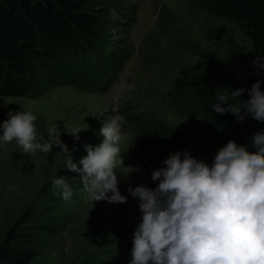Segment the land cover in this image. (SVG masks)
<instances>
[{"label": "rangeland", "instance_id": "1", "mask_svg": "<svg viewBox=\"0 0 264 264\" xmlns=\"http://www.w3.org/2000/svg\"><path fill=\"white\" fill-rule=\"evenodd\" d=\"M100 7H106V17L114 19L112 50L129 53L115 83L100 92L104 82L90 80L83 91L80 84L76 87L56 77L38 96L0 97V124L9 111L31 112L37 117L38 135L47 140L48 129L56 125L69 150L75 148L74 161H79L87 154L83 144H99L102 121L118 113L124 117L121 148L134 145L121 153L124 166H139L140 171L127 179L117 171L127 203L92 202L79 175L64 167L58 147L51 153L37 150L26 155L15 139L0 143V240L29 207L38 210L34 225L46 229L40 234L38 255L28 264H128L140 212L138 199L126 189L139 184L155 187L150 173L162 161L155 154L158 143L153 142L149 156H143L147 146L141 130L148 126L151 130L146 133L163 131L169 145L176 141L215 154L227 141L191 100L204 66L202 55L237 73L242 59L252 53L247 37L233 21L211 15L195 0H105ZM73 129L81 130L79 141L67 134ZM59 176L67 178L72 188L68 202L52 187Z\"/></svg>", "mask_w": 264, "mask_h": 264}, {"label": "clouds", "instance_id": "2", "mask_svg": "<svg viewBox=\"0 0 264 264\" xmlns=\"http://www.w3.org/2000/svg\"><path fill=\"white\" fill-rule=\"evenodd\" d=\"M252 65L257 72L264 69V57H256ZM261 83L258 79L250 89H231L233 99L247 92L249 99L242 104L229 103L228 90L217 89L212 110L234 115L240 123L249 117L264 123ZM7 116L0 124V143L15 139L26 155L37 150L51 153L58 147L64 167L79 175L92 202L127 203L128 198L119 190L117 171L127 179L140 168L123 163L121 153L134 146L121 148L123 116H106L99 129L102 141L83 144L87 154L79 161H74L75 148L69 150L56 125L48 129L45 140L38 135L37 117L31 112L9 111ZM80 132L73 129L67 134L79 141ZM249 141L251 148L249 143L229 139L216 149L211 163L188 150L170 152L150 173L155 187L128 186L126 191L138 199L140 212L128 264H264V129ZM52 187L65 202L72 199L67 178L59 176Z\"/></svg>", "mask_w": 264, "mask_h": 264}, {"label": "trees", "instance_id": "3", "mask_svg": "<svg viewBox=\"0 0 264 264\" xmlns=\"http://www.w3.org/2000/svg\"><path fill=\"white\" fill-rule=\"evenodd\" d=\"M104 1L0 0V97L38 96L56 77L76 87L80 84L79 89L85 90L90 80H102V89L111 85L128 55L112 50L109 38L114 19L106 17V7H100ZM195 1L211 15L233 21L247 37L252 53L242 59L237 73L227 72L218 61L203 54L204 66L191 96L194 109L217 127L218 136L238 144L249 143L251 148L250 137L264 129V123L251 117L237 122L234 115L215 113L212 105L217 102V89L228 90L229 103L241 104L249 99L247 92L233 99L232 90L241 86L250 89L258 79L264 90V69L257 72L252 65L256 57H264V0ZM147 129L151 130L148 126L141 130L146 137L143 146H147L143 156H149V146L158 143L155 154L162 160L170 152L188 150L211 163L214 154L210 149H192L189 144L183 147L176 141L169 145L163 131L150 134ZM37 216L38 210L29 207L6 230L0 240V264H28L38 255L40 234L46 229L34 225Z\"/></svg>", "mask_w": 264, "mask_h": 264}, {"label": "bare ground", "instance_id": "4", "mask_svg": "<svg viewBox=\"0 0 264 264\" xmlns=\"http://www.w3.org/2000/svg\"><path fill=\"white\" fill-rule=\"evenodd\" d=\"M76 60H77V59H76ZM68 61H69V60H68ZM68 61H67V62H68ZM74 63H75V62H74ZM75 64H76V63H75ZM67 65H68V64H67ZM69 65H70V64H69ZM78 69H79V68H78ZM96 80H97V79H96ZM95 84H96V82H95Z\"/></svg>", "mask_w": 264, "mask_h": 264}]
</instances>
